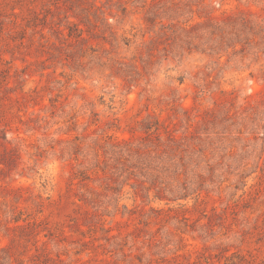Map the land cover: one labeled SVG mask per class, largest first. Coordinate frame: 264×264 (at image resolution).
Masks as SVG:
<instances>
[{
  "label": "rangeland",
  "instance_id": "374dc122",
  "mask_svg": "<svg viewBox=\"0 0 264 264\" xmlns=\"http://www.w3.org/2000/svg\"><path fill=\"white\" fill-rule=\"evenodd\" d=\"M151 1L0 0V264H264V0ZM225 14L233 48L175 38ZM156 119L203 150L186 198L80 179Z\"/></svg>",
  "mask_w": 264,
  "mask_h": 264
},
{
  "label": "trees",
  "instance_id": "16d2710c",
  "mask_svg": "<svg viewBox=\"0 0 264 264\" xmlns=\"http://www.w3.org/2000/svg\"><path fill=\"white\" fill-rule=\"evenodd\" d=\"M158 1L152 0L149 8H160L157 6ZM99 6L95 4L90 5L89 11H92L94 15L98 17L97 9ZM156 12V11H155ZM154 11L152 14L145 13L143 20L148 24H154L155 19L152 15H156ZM102 23L106 28L110 29L111 25L107 22L105 16L101 17ZM253 27L257 30H262V24L258 22L253 23ZM161 27H167L163 22L160 23ZM251 28V22L246 17L235 14H225L221 18H214L212 15H208L205 21L196 22L183 26L181 31L175 35V38H180V34L183 33L186 40L185 43H189L187 38L195 37L199 39L207 38V41L201 44H208V48L214 50V42L221 43L219 45L220 51L223 44L225 43L226 35H236L243 32L244 29ZM173 31V30H172ZM176 33V31H174ZM82 35V29L78 36ZM144 36V34H142ZM81 39H85L83 36ZM248 39V38H247ZM216 40V41H215ZM210 42V43H208ZM238 41L232 44H226V47L235 46ZM248 42V41H246ZM205 50V49H204ZM202 50L201 53H205ZM191 51V50H190ZM220 51H216L218 59L221 58L222 54ZM211 54V52H209ZM154 126L153 137L147 135L145 140L148 142L142 146L133 145L126 143L125 145L111 144L112 151L100 158L95 154V160L93 166L95 169L88 173V169L80 171V179L84 180H104L103 185L104 194L107 191L112 193L119 192L123 187L124 183H120L117 187L118 177L125 173L126 179H133L130 187L133 189V194L143 196L153 193V198L158 201H164L165 203L178 201L188 196L189 190L191 189V178L190 175H198L201 177L202 174L197 172L196 169H200L199 164L201 157L204 155L201 147L195 148L187 143L182 142L171 133L168 129V125L165 124L164 120L156 119L152 125L147 126L150 129ZM163 129L165 138L162 139L160 129ZM173 132V131H172ZM113 183V184H111ZM90 191L94 195H99L94 188H90ZM199 197H196V200ZM95 199V198H94ZM95 201V200H93ZM18 220V219H15ZM1 258V256H0ZM49 257H45L47 261ZM19 263V262H18ZM17 263V264H18ZM5 264H12V260L8 256L5 259Z\"/></svg>",
  "mask_w": 264,
  "mask_h": 264
}]
</instances>
